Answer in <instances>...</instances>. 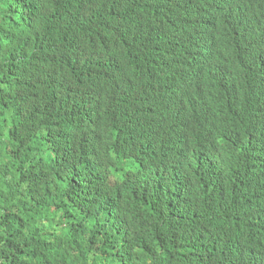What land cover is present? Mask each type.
I'll use <instances>...</instances> for the list:
<instances>
[{"label":"trees","instance_id":"1","mask_svg":"<svg viewBox=\"0 0 264 264\" xmlns=\"http://www.w3.org/2000/svg\"><path fill=\"white\" fill-rule=\"evenodd\" d=\"M133 1L0 0V264H259L264 153L245 162L243 134L230 127L227 138L238 142L225 170L240 189L231 193L230 181L224 190L225 182L191 181L170 159L176 127L205 139L195 108L172 114L166 105L162 133L148 141L117 121L119 114L134 115L130 106L93 100L90 84L103 77L89 65L98 31L121 61L139 60L146 69L171 65L150 39L126 40L122 20L107 25L108 13ZM163 2L139 0L138 6L166 19L171 5L164 10ZM200 2L203 9L213 4V26L253 48L249 75L239 74L238 102L230 99L257 108L264 102V55L257 57L264 54V0L246 13ZM148 77L155 79V72L144 70L135 82ZM120 90L143 91L135 84Z\"/></svg>","mask_w":264,"mask_h":264},{"label":"clouds","instance_id":"2","mask_svg":"<svg viewBox=\"0 0 264 264\" xmlns=\"http://www.w3.org/2000/svg\"><path fill=\"white\" fill-rule=\"evenodd\" d=\"M200 1L164 0V10L171 5L166 19L159 12H142L141 6H138L139 0L131 2L127 8L119 7V14L108 13L107 25L122 20V35L126 40L137 35L143 43L150 39L156 46V52L166 55L171 65L160 69L154 63L147 69L155 72V79L148 77L136 83L137 77L147 69L139 60L121 61L122 54L108 49L98 31L99 45L89 56V65L103 74V77H96L90 87L96 86L93 100L115 101L130 106L134 115L119 114L117 121L121 125L130 126L135 134L147 135L148 141L160 137L168 118L165 113L166 105L173 106L172 114L181 113L186 106L195 108L198 125L202 127L205 139L199 140L190 127L184 130L176 127L172 132L174 143L171 145L175 149L170 161L187 172L191 181L197 180L202 184L207 180L225 182L223 190L226 182L230 181L232 193L240 189L241 183L238 180H228L231 176L225 170V163L230 161L231 155H235L234 144L238 141L230 142L227 131L230 127H235L242 132V155L245 162H250L252 158L258 160L264 153V102L252 109L242 108L230 99L235 98L238 102L241 94L239 74L249 75V60L255 57L251 53L253 48L247 45L248 40L235 36L218 25L213 26L216 15L213 4L203 9ZM210 1H217L221 11L246 13L249 6L263 0ZM96 6L103 8L106 2H97ZM208 7H212V10L208 11ZM135 10L138 11L136 15ZM158 21L162 23L157 24ZM253 43L254 41L252 45ZM99 54L105 56L95 62L93 58ZM260 55L264 54L259 53L257 57ZM171 66L176 67V72L169 71ZM179 71L183 73L179 74ZM131 72L135 73L134 81H125ZM134 84L143 91L136 95L121 92L122 86L131 87ZM158 103L161 105L154 112L147 111ZM147 113L148 119L138 126L137 122ZM200 142L205 143L195 149ZM249 179L253 188L256 179L251 170ZM257 235L260 237L262 254L255 245L254 247L260 264L264 259V231Z\"/></svg>","mask_w":264,"mask_h":264}]
</instances>
